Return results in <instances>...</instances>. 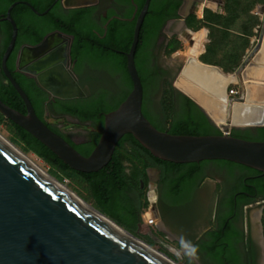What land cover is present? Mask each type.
I'll return each mask as SVG.
<instances>
[{
  "label": "water",
  "instance_id": "1",
  "mask_svg": "<svg viewBox=\"0 0 264 264\" xmlns=\"http://www.w3.org/2000/svg\"><path fill=\"white\" fill-rule=\"evenodd\" d=\"M19 3L9 7L5 18L12 23L13 33L3 56V66L26 112L11 107L0 98V113L31 133L71 168L84 173L100 171L112 160L120 140L131 134L153 156L165 161L185 164L227 160L264 174V140L232 135L234 129L264 126V101L257 96L258 90L264 88V20L244 60L230 73L201 61L196 43L191 42L193 48L184 60H179L180 69L173 85L206 113L221 134H172L158 129L143 112L144 90L135 54L151 4V0H145L135 23L130 49L126 52L132 89L118 108L105 113L99 141L90 155L84 156L37 115L29 96L7 68L6 61L18 34L11 11ZM215 3L224 8L225 0H183L181 10L189 4L194 8L193 12H181L184 32L193 33L186 23L189 14L203 12L207 4L214 6ZM261 8L264 15V5ZM186 32L184 37H188ZM48 42V38L45 39L37 49H44ZM39 81L55 97L71 99L86 95L71 70L62 69L61 73L57 69L50 70L41 74ZM232 86L239 88L236 95L229 94ZM94 209L130 232L96 207ZM258 233L264 264L261 225ZM0 264L170 263L114 233L17 159L7 144L0 141Z\"/></svg>",
  "mask_w": 264,
  "mask_h": 264
},
{
  "label": "flooded vegetation",
  "instance_id": "2",
  "mask_svg": "<svg viewBox=\"0 0 264 264\" xmlns=\"http://www.w3.org/2000/svg\"><path fill=\"white\" fill-rule=\"evenodd\" d=\"M15 2H20L16 6L22 4L25 8L17 11V18L12 16L11 11V16L18 28V34L14 48L6 61L7 68L19 84L21 80L25 87L32 89L44 109L42 120L52 130L62 135L71 144H85L89 141L93 131L92 123L82 122L77 117L61 111L64 102L77 98L55 97L42 86L39 76L53 69H57L59 73L62 72V69L71 70L86 95L98 93L100 89L98 70L92 68L87 61L79 62L77 58L73 57L75 36L66 33L61 28H69V26L75 28L80 19L79 16H74V13L83 8L92 9L87 22L103 28L117 16L120 19L127 17L137 8V0H0L1 88L13 87L4 71L3 56L11 42L13 33L12 23L5 18L9 7ZM182 4L177 11L178 15L165 21L154 46L151 48L152 57L149 64L151 67H157L161 73L160 88L151 95L153 98L162 92L165 81L174 83L179 73L178 52H174L169 57L166 52L173 39H179L180 31L183 29L181 12L189 13L194 9L191 6V9L185 7L181 10ZM214 6H219V4L215 3ZM30 13L39 19L30 22L23 30L21 37L18 22L26 20ZM189 16L186 18V23ZM187 26L192 29L188 23ZM40 36L42 37L39 39ZM19 37H21L20 43ZM47 38L48 45L44 49L38 50L37 47ZM34 40L38 41L32 43L31 41ZM175 109L176 111L180 109V103L176 99ZM149 111L156 122L157 120L161 123L164 122L166 114L158 111L154 103ZM69 122L73 125L71 128L66 127ZM254 129L241 128L240 130ZM220 169L225 171V175L221 178L214 175L208 165L203 166L198 173L190 172L184 168L182 171L175 170L165 174L162 168L148 167L147 175L138 178V181L140 190H144L145 186L147 188V200L151 204L153 219H156L152 220L154 227L169 242L177 245L178 236L183 234L199 247L197 263L202 264L204 258H207L211 264L207 252L203 249L204 245L210 241V233L218 231L227 217L224 229L230 223L239 232L234 239V244L240 263L261 264L262 242L258 233L259 225H261V211L259 214L254 213L258 216L254 220L252 210L253 208L259 210L264 208V200L254 197L252 192L254 187L248 181L252 177L251 175L245 176V189H242L236 184L237 177L241 174L239 171L230 174L225 169ZM134 170L126 166L125 172H129L132 176ZM150 170L153 171L152 174ZM181 176L187 177H183V182L176 183V178ZM232 193H235L233 208L228 205ZM241 195L252 200L246 204H239L238 197ZM141 212L139 213L140 219L145 224Z\"/></svg>",
  "mask_w": 264,
  "mask_h": 264
},
{
  "label": "trees",
  "instance_id": "3",
  "mask_svg": "<svg viewBox=\"0 0 264 264\" xmlns=\"http://www.w3.org/2000/svg\"><path fill=\"white\" fill-rule=\"evenodd\" d=\"M144 2L145 0H137V8L127 17L120 19L117 16L103 28L87 22L92 9H79L74 13V16H79V24L75 28H71V26L69 28H61L66 33L75 36L73 45L74 58H77L79 62L87 61L92 68L100 70L111 77H117V82L113 89L100 87L98 93L66 101L62 104V112L75 116L82 122L89 121L92 123L93 131L89 141L81 145L72 144L84 156L90 155L99 141L104 127L105 113L118 108L132 89V80L127 68L126 52L130 49L137 16ZM181 4L182 0H151L148 13L141 28L135 62L144 90L143 112L149 120L153 116L146 106L147 100L160 88L161 81L159 69L155 66L151 67L149 64L152 57L151 48L154 46L165 21L178 15L177 11ZM24 8L22 4L16 6L12 10V16L17 18V11ZM217 17H221V15H217ZM37 19L39 17L30 13L26 20L18 22L21 29V37L25 27ZM189 21L190 17L188 18ZM9 33L11 34V28ZM21 37H19V43L21 42ZM37 41L31 42L35 43ZM177 41L181 42L179 39ZM215 65L218 66V64ZM20 85L29 96L37 115L42 119L44 113L42 104L34 95L32 89L25 87L21 80ZM0 98L11 107L23 113L26 112L25 104L14 87H0ZM175 99L180 103L178 111L175 109ZM167 101L171 109L169 113H165V119L169 121V125L160 124L162 127L160 130L178 135L221 134V131L213 124L206 113L192 99L177 89L170 88V95L167 97ZM1 123H8L26 152L35 154L63 177L79 184L87 193L84 197L87 201L91 200L93 205L102 213L115 220L131 233L147 241H151L153 235L140 219L139 213L143 208V202L138 178L146 176L148 167L162 168L165 174L175 170L182 171L184 168H187L190 172L198 173L203 166L213 163L230 174L239 171L241 174L237 177L236 184L238 185L237 187L242 189H245V176L251 175L252 177L248 181L254 187L252 191L254 197L264 200V174L261 171L232 161L206 160L200 164H178L165 161L153 156L131 134H126L120 140L112 160L106 167L98 172L84 173L71 168L31 133L0 113ZM232 135L241 138L250 136L258 141H263L264 126L245 131L234 129ZM125 145L131 146L137 152L135 159L138 164L135 167L134 174L130 177L126 175V166L118 154L119 149L125 147ZM183 177L187 176L176 178V183L183 182ZM234 196L235 193H232L228 202L231 208H233L235 203ZM251 200V198L243 195L238 197L239 204H246ZM226 220L227 217H225L224 223L219 227L218 231L210 233V241L204 245L203 249L207 252L211 264H241L234 244V239L239 232L230 223L224 229Z\"/></svg>",
  "mask_w": 264,
  "mask_h": 264
},
{
  "label": "rangeland",
  "instance_id": "4",
  "mask_svg": "<svg viewBox=\"0 0 264 264\" xmlns=\"http://www.w3.org/2000/svg\"><path fill=\"white\" fill-rule=\"evenodd\" d=\"M263 5L264 0H227L225 1L224 8L221 12L218 10L220 8L215 9L212 8V6H210L209 4H207L204 7V12L202 15L191 14L189 16L190 21H187V23L195 31H201L203 36L201 40L200 50L199 48H197V51L199 50L198 52H202V54L200 55V60L207 64H218V66L227 73L233 72V70L236 69L242 63L247 51L251 47L252 41L258 36L257 31L259 26L262 25L264 15H262L260 11L256 13L255 9ZM217 15H221V17H217ZM190 50V47L186 49L183 42H178L177 38H174L166 52V55L169 57L171 54H174V52L177 51L178 60H184L189 55ZM98 74L99 88L105 87L108 89H113L115 87L117 77H111L100 70H98ZM171 87L174 88L173 82L165 81L164 86L162 88V92H160V94L154 98L151 96L148 98V109L151 110L152 104L154 103V106L158 111L163 113H169L171 108L169 107L167 97L170 95ZM234 87L239 90L237 86ZM150 120L159 129L162 128L160 124H163L164 126L169 125V121L166 119L162 123L158 120L156 122V120L151 117ZM72 126L73 125L70 122L66 124L67 128H71ZM0 134L10 144L14 145L23 153H25L34 163L40 166L52 178L60 182L62 185L67 187L76 195H79V197H81L87 203L94 206L91 200L87 201L84 198L87 193L85 190H83V188L80 187L79 184H76L70 179L63 177L58 171L53 169L49 164H47L44 160H42L35 154L31 152H26L24 150L23 145L17 140L14 132L12 131L8 123L0 124ZM244 138L248 140H256L250 136ZM118 152L119 157L123 160L124 164L128 168L135 169L136 165L138 164V161L135 159V156L137 155L136 150H134L129 145H125V147L120 148ZM208 167L210 171L217 177L221 178L225 175V171L221 170L217 165L213 163L208 164ZM150 172L151 174L153 173L152 170H150ZM126 175L128 177L131 176L129 172L126 173ZM140 195L143 202L141 217L147 229H149V231L152 233L153 238L151 241H147L136 234L134 235L146 241L154 249L165 253L170 258L177 261L179 264H188L187 258H185L184 260H179L170 250L173 248H178V245L169 242L166 237H164L154 227V223L152 222V220L156 219H153V212L150 208L151 204L147 200L146 186L144 190H141ZM259 212L260 210L258 208H253L252 215L254 213L259 214ZM254 215L252 216V218L254 217ZM261 227L263 228L264 233V208L261 213ZM260 256V262L262 264L263 251L261 250ZM202 264H210V262L207 258H204Z\"/></svg>",
  "mask_w": 264,
  "mask_h": 264
},
{
  "label": "bare ground",
  "instance_id": "5",
  "mask_svg": "<svg viewBox=\"0 0 264 264\" xmlns=\"http://www.w3.org/2000/svg\"><path fill=\"white\" fill-rule=\"evenodd\" d=\"M213 0H209L211 2ZM205 4V2H204ZM191 5L189 4L187 7L189 8ZM188 10V9H187ZM203 37V36H202ZM195 43V42H194ZM45 48V47H44ZM197 49V48H196ZM198 53V51H197ZM66 70V69H65ZM257 96L259 99L264 101V88L261 87L258 92ZM0 141L7 144V146L10 148L14 156L23 161L28 167H30L34 172H36L39 176H41L43 179H45L48 183H50L52 186H54L57 190H59L61 193H63L65 196H67L70 200H72L74 203H76L79 207L84 209L86 212H88L90 215H92L94 218H96L98 221H100L102 224H104L106 227H108L110 230H112L117 235L121 236L122 238L130 241L138 248L145 250L149 253L154 254L155 256L164 259L165 261L169 262L170 264H176L171 260L170 257L165 256L160 251L154 249L152 246L144 242L143 240L136 237L134 234L126 231L125 229L121 228L119 225L113 223L100 213H98L94 207L87 203L85 200H83L81 197L73 193L71 190H69L67 187L62 185L60 182L52 178L46 171H44L40 166H38L36 163H34L25 153H23L20 149L15 147L14 145L10 144L1 134H0ZM258 216L256 214L254 215V220L257 219Z\"/></svg>",
  "mask_w": 264,
  "mask_h": 264
},
{
  "label": "clouds",
  "instance_id": "6",
  "mask_svg": "<svg viewBox=\"0 0 264 264\" xmlns=\"http://www.w3.org/2000/svg\"><path fill=\"white\" fill-rule=\"evenodd\" d=\"M178 248L170 249L179 260L187 258L188 264H197L199 260V247L183 234L178 236Z\"/></svg>",
  "mask_w": 264,
  "mask_h": 264
},
{
  "label": "crops",
  "instance_id": "7",
  "mask_svg": "<svg viewBox=\"0 0 264 264\" xmlns=\"http://www.w3.org/2000/svg\"><path fill=\"white\" fill-rule=\"evenodd\" d=\"M261 7L262 6H260V7L255 9L256 13H258L259 11L262 13V8ZM189 8L191 9L192 7L190 6ZM212 8H215V9L220 8V9H218L220 12L223 9V8H221L219 6H212ZM193 11H194V9L190 10L189 12H193ZM203 12H204V10H203ZM203 12L201 10H199L198 13H194V14L202 15ZM191 14H193V13H191ZM191 30L193 31V33L189 34L188 32L185 31L186 34H188V37H184V35H183V33H185L184 29H181L179 40L184 43L186 49H188V47H190V49L192 50L193 45H191V42H195L196 45H197V48H199V50H200V45H201V40H202V33H201V31H195L193 28ZM203 49H204V47H203ZM198 54L201 55L202 52H198ZM232 87H234V86H232Z\"/></svg>",
  "mask_w": 264,
  "mask_h": 264
},
{
  "label": "built area",
  "instance_id": "8",
  "mask_svg": "<svg viewBox=\"0 0 264 264\" xmlns=\"http://www.w3.org/2000/svg\"><path fill=\"white\" fill-rule=\"evenodd\" d=\"M238 93V90L235 87H230L229 94L230 95H236Z\"/></svg>",
  "mask_w": 264,
  "mask_h": 264
}]
</instances>
